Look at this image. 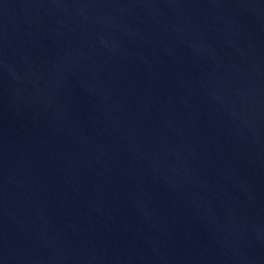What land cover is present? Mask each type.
<instances>
[{"label":"water","instance_id":"1","mask_svg":"<svg viewBox=\"0 0 264 264\" xmlns=\"http://www.w3.org/2000/svg\"><path fill=\"white\" fill-rule=\"evenodd\" d=\"M0 264H264V0H0Z\"/></svg>","mask_w":264,"mask_h":264}]
</instances>
